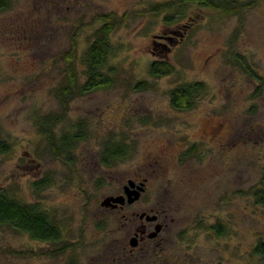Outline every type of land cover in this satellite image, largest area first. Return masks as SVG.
<instances>
[{
	"label": "rangeland",
	"instance_id": "1",
	"mask_svg": "<svg viewBox=\"0 0 264 264\" xmlns=\"http://www.w3.org/2000/svg\"><path fill=\"white\" fill-rule=\"evenodd\" d=\"M164 1L8 0L0 11V139L11 145L0 153V191L38 204L62 233L51 243L1 226L0 264H99L112 232L124 228L101 202L133 174L148 178L141 202L172 214L170 245L186 264H264L254 253L264 206L253 195L264 166V0H239L250 4L234 15L194 5L171 23L151 11ZM108 13L103 72L112 84L64 107L63 54L75 39L83 82L81 57ZM154 41L171 47L167 55ZM160 59L173 72L153 77L149 65ZM195 81L205 91L194 107L175 109L170 90ZM47 115L61 116L54 141L78 122L84 137L56 155L38 123ZM110 141L128 151L107 165Z\"/></svg>",
	"mask_w": 264,
	"mask_h": 264
},
{
	"label": "trees",
	"instance_id": "2",
	"mask_svg": "<svg viewBox=\"0 0 264 264\" xmlns=\"http://www.w3.org/2000/svg\"><path fill=\"white\" fill-rule=\"evenodd\" d=\"M8 0H0V11L7 6ZM250 3L240 2L239 0H167L156 3L151 7L155 13L165 12L164 20L167 23L179 20L187 15V11L192 6H200L220 10L227 15L240 13ZM101 25L96 29L93 41L88 45L86 51L81 57V64L84 69L85 80L78 84V72L76 69L78 61V50L75 39L71 46L64 52V72L65 80L57 91V96L66 107L72 96L77 93H89L96 90L108 88L112 81L110 77L103 72L111 50L108 34L114 25V14L108 13L98 16ZM169 43H173L175 38L163 36ZM171 47L164 42H153V51L167 55ZM249 71L252 72V69ZM173 72V67L166 59L154 60L149 65V73L153 77L164 76ZM253 73V72H252ZM251 73V74H252ZM205 91V85L202 81L181 83L169 92L171 105L177 110H190L194 107L195 100ZM61 116L47 115L38 120L41 131L50 141L53 150L58 155V151H70L76 142L84 137L83 124L78 122L74 132L62 134L58 141H54L53 128L60 120ZM11 149L8 141L0 139V153H7ZM128 148L122 143L115 141L106 142L104 146L101 161L110 165L116 159L123 158L127 154ZM190 151H193L190 148ZM45 181L35 182V185H43ZM255 202L264 206V166L260 185L253 191ZM8 225L20 232L28 234L31 238L45 242H59L61 240V230L52 221L48 213L42 210L38 204L24 203L6 192L0 191V227ZM217 232H221V225L214 227ZM254 253L264 256V242H259L254 247Z\"/></svg>",
	"mask_w": 264,
	"mask_h": 264
},
{
	"label": "flooded vegetation",
	"instance_id": "3",
	"mask_svg": "<svg viewBox=\"0 0 264 264\" xmlns=\"http://www.w3.org/2000/svg\"><path fill=\"white\" fill-rule=\"evenodd\" d=\"M127 185L128 191H140L137 199L129 200ZM122 188L117 194L104 198H110L105 207L116 211L124 228L112 232L111 243L100 256L99 264H186L185 255L178 257L170 245L178 236L170 227L174 222L172 214L163 204L153 206L141 202L148 188V178L133 174L125 179ZM116 197H119L117 201Z\"/></svg>",
	"mask_w": 264,
	"mask_h": 264
},
{
	"label": "water",
	"instance_id": "4",
	"mask_svg": "<svg viewBox=\"0 0 264 264\" xmlns=\"http://www.w3.org/2000/svg\"><path fill=\"white\" fill-rule=\"evenodd\" d=\"M126 190H127V193H128V195H129V197H130V201H132V200H134V199H137L138 197H139V195H140V191H136V192H131V191H128L129 190V186L127 185L126 186ZM118 198L119 197H116V198H114V200H118ZM109 200H110V198H106V199H104L102 202H101V204L103 205V206H107V205H109Z\"/></svg>",
	"mask_w": 264,
	"mask_h": 264
}]
</instances>
